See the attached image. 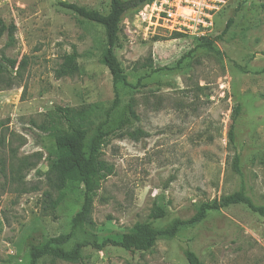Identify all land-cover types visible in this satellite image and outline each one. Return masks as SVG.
I'll list each match as a JSON object with an SVG mask.
<instances>
[{"label":"rangeland","instance_id":"374dc122","mask_svg":"<svg viewBox=\"0 0 264 264\" xmlns=\"http://www.w3.org/2000/svg\"><path fill=\"white\" fill-rule=\"evenodd\" d=\"M60 1L101 13L110 4L0 0V18L16 27L11 44L6 35L0 39V58L23 63L0 72V264H28L30 242L68 233L81 208L79 180L66 182L54 210L43 201L45 190L58 196L46 174L51 133L67 128L55 108L80 110L96 123L114 98L110 73L98 62L105 47L102 27ZM133 16L128 12L120 23L116 55L124 79L117 89L121 105L132 102L138 118L129 133L103 144L102 159L113 173L94 199L93 227L76 232L65 249L85 240L118 239L135 223L148 221L156 204L168 210L156 222L163 228L234 191L264 205V0H229L214 17L210 39L228 18L233 25L213 46L188 35L144 39ZM73 49L79 69L58 76L62 56ZM136 129L145 135H130ZM187 248L202 264H264V216L235 204L208 211L173 237L160 236L148 251L88 244L82 255L86 264H188ZM39 264L76 263L43 257Z\"/></svg>","mask_w":264,"mask_h":264},{"label":"trees","instance_id":"16d2710c","mask_svg":"<svg viewBox=\"0 0 264 264\" xmlns=\"http://www.w3.org/2000/svg\"><path fill=\"white\" fill-rule=\"evenodd\" d=\"M152 0H110L109 9L106 13L87 8L84 5L60 1L59 5L78 17L97 24L102 27L105 38L103 53L98 58V62L105 66L111 76L114 98L111 106L105 111L104 118L94 123L86 121L84 112H77L68 107L58 106L55 108L57 115L67 122L66 129H57L51 133L52 147L48 151L50 162L47 175L51 182L52 189L58 192L57 197H53L51 191L45 190L43 193L44 202L50 210H54L63 198L62 190L66 182L79 180L83 185V202L81 208L72 217L71 230L52 236L44 241H34L29 244V263L39 264L43 257L52 260H63L76 264H86L82 255V248L91 244L96 249L101 250L107 245L121 247L127 251H148L154 247L160 236L173 237L180 226L188 223H195L202 220L208 211L227 208L235 204H245L249 209L264 216V205L255 206L242 191H234L222 196L220 200L202 203L196 213L189 220L176 219L167 227L163 228L156 222L168 214V210L162 204H156L152 209L149 220L137 222L126 232H123L118 239L105 238L100 243L97 241L77 242L70 249H65V245L76 234V232L86 233L93 227L92 210L94 199L100 188L101 182L113 173V166L102 159L101 149L106 140L114 135H121L128 132L129 127L137 120V115L132 102L121 105V98L117 89V84L124 79V71L116 55V49L120 46L119 32L122 18L128 13L133 14L142 4ZM234 19L228 18L221 33L217 38L210 39L211 34L198 37L208 46H213L215 39H221L232 27ZM16 27L12 23H5L0 18V39L6 35L8 43L11 44ZM184 36L180 33H172L171 38ZM62 62L57 70L58 76L72 75L79 67L76 61L78 54L73 49L72 52L62 56ZM22 61L18 63L15 59L4 56L0 58V72L7 70V67H22ZM8 86L10 83L7 84ZM239 112V108H234L233 121ZM233 125L230 126L228 137L230 142L234 140ZM138 132L145 135L141 130H134L130 135ZM137 138V136H134ZM234 165L237 169L238 156L234 158ZM183 256L188 264H202L199 256L191 249H184Z\"/></svg>","mask_w":264,"mask_h":264},{"label":"built area","instance_id":"2783aa9c","mask_svg":"<svg viewBox=\"0 0 264 264\" xmlns=\"http://www.w3.org/2000/svg\"><path fill=\"white\" fill-rule=\"evenodd\" d=\"M229 0H152L134 13V23L142 38L180 33L191 37L208 36L214 17Z\"/></svg>","mask_w":264,"mask_h":264}]
</instances>
